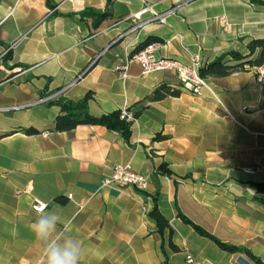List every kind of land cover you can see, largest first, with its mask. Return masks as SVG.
<instances>
[{"label": "crops", "instance_id": "obj_1", "mask_svg": "<svg viewBox=\"0 0 264 264\" xmlns=\"http://www.w3.org/2000/svg\"><path fill=\"white\" fill-rule=\"evenodd\" d=\"M51 2L52 9L45 0H0V264H44L29 227L40 214L34 202L61 217L58 232L82 242L81 264H237L238 257L255 264L221 251L178 215L264 264V194L250 186L264 184V75L256 68L206 79L195 97L178 89L173 71L143 75L128 63L148 39L159 41L149 45L157 58L189 65L197 57L200 68L230 51L246 55L251 40L264 38V7L248 0ZM107 4L111 17L96 28L81 16ZM143 7L170 12L165 25L130 31ZM161 84L179 95L142 102ZM88 93L95 118L144 108L128 143L100 126L53 131L60 109L49 103H76ZM156 135L164 139L155 142ZM117 165L144 177L145 190L101 186ZM161 165L170 176L156 172ZM155 195L170 236L148 216Z\"/></svg>", "mask_w": 264, "mask_h": 264}, {"label": "trees", "instance_id": "obj_2", "mask_svg": "<svg viewBox=\"0 0 264 264\" xmlns=\"http://www.w3.org/2000/svg\"><path fill=\"white\" fill-rule=\"evenodd\" d=\"M249 4L264 7V0H248ZM45 3L48 8L52 9L53 4L51 0H45ZM83 18L90 17L93 20V28H96L100 23L109 19L111 14L109 12V4L105 11L103 12H88L83 13L81 15ZM159 42L156 39H148L143 44H141L138 48H136L130 56L135 53L143 50L147 46L152 43ZM246 55H241L236 51H230L221 55L220 57L214 59L212 62L206 64L205 66L199 69V75L204 79H222L226 78L232 74L244 72L249 69H256L260 67H264V38L251 40L246 45ZM8 57V54H7ZM179 91L174 89L171 86L166 84H161L157 88L153 90V92L146 97L142 102L156 103L160 102L169 97H177L179 95ZM91 99V94L88 93L84 96V98L76 103L65 101L62 99L56 100L54 103H49V105H56L60 109V114L54 120V128L55 132H69L75 129L77 126L85 125V126H100L105 128L108 131L117 133L121 136V138L128 143L130 135H131V124L132 121H128L126 118H121L123 112L131 113L130 109H126L125 111L115 110L111 113L102 115L98 118L92 117L87 112V101ZM140 109L137 112L131 113L132 120L137 119L142 110ZM23 133L27 136L37 135L38 131L34 129H24ZM164 138L160 135H156L153 141L158 142L162 141ZM157 173L163 174L166 176H170V172L165 169L164 165H161L156 170ZM250 186L253 187L258 194H264V184H256L250 183ZM58 203H62L60 199L55 200ZM153 207L151 211L148 213V216L155 222L158 233H162L164 230H168L169 236L171 235V229L169 228L168 222L163 216L159 213L157 208V196L152 197ZM179 219L186 225L190 226L197 235L208 239L211 241L217 248L221 251L227 252L229 254H237L244 253L251 261L255 264H262L258 259L254 258L250 252L242 249L235 248L228 244H225L218 239H216L213 235L205 231L204 229L194 225L192 222L187 220L181 215H178ZM168 246L170 250L174 253L178 251L177 247L174 246L169 240ZM166 264V261L163 263Z\"/></svg>", "mask_w": 264, "mask_h": 264}, {"label": "built area", "instance_id": "obj_3", "mask_svg": "<svg viewBox=\"0 0 264 264\" xmlns=\"http://www.w3.org/2000/svg\"><path fill=\"white\" fill-rule=\"evenodd\" d=\"M170 12L158 14L154 12L151 7H143L136 14L132 16V22L134 25L130 28V31H134L137 28L144 27L149 24L165 25L166 17ZM145 14L149 15V18L143 19ZM7 51L4 52V54ZM136 63L141 68L143 75L153 72H159L164 70L173 71L177 76L178 89L190 94L191 96L199 97L202 95V90L206 86L207 80L199 75V60L194 57L189 65H183L179 61L171 58H157L154 55L153 46H148L143 50L129 56L128 63ZM122 72L125 71V67L120 68ZM259 76L264 75V68L257 69ZM123 75V74H122ZM52 97H46L39 101V103H48ZM121 118H126L128 121H132L131 115L123 112ZM251 173L250 170L246 171ZM147 181L144 177L132 172L127 166H114L111 169V174L108 178H105L101 186H113V187H128L137 192L145 190ZM67 199L70 200L71 196L68 195ZM32 211L39 214L42 210H45L46 205L38 202H34L32 205ZM187 262H191V258L187 257Z\"/></svg>", "mask_w": 264, "mask_h": 264}, {"label": "clouds", "instance_id": "obj_4", "mask_svg": "<svg viewBox=\"0 0 264 264\" xmlns=\"http://www.w3.org/2000/svg\"><path fill=\"white\" fill-rule=\"evenodd\" d=\"M61 217L56 211L42 210L30 224L35 239L41 243L44 264H81L82 242L71 235L58 232Z\"/></svg>", "mask_w": 264, "mask_h": 264}, {"label": "water", "instance_id": "obj_5", "mask_svg": "<svg viewBox=\"0 0 264 264\" xmlns=\"http://www.w3.org/2000/svg\"><path fill=\"white\" fill-rule=\"evenodd\" d=\"M237 264H248L242 257H238L236 259Z\"/></svg>", "mask_w": 264, "mask_h": 264}]
</instances>
